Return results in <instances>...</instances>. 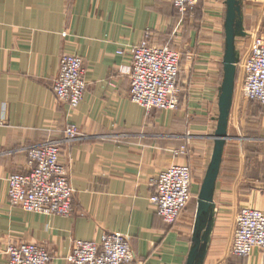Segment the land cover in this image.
<instances>
[{
    "label": "crops",
    "instance_id": "0c3cea01",
    "mask_svg": "<svg viewBox=\"0 0 264 264\" xmlns=\"http://www.w3.org/2000/svg\"><path fill=\"white\" fill-rule=\"evenodd\" d=\"M258 1L241 0L243 23ZM225 9L226 0H203L187 13L172 0H0V264H9L8 245L21 242L46 246L49 264H71L76 240L100 242L106 232L129 237L136 264H188L215 145ZM144 40L181 53L177 109L148 112L130 99L119 67ZM65 53L83 58L87 83L72 113L52 88ZM237 110L256 133L232 139L228 129L200 264H264V249L249 257L230 249L237 210L264 209V104L245 98ZM69 124L80 128L77 138L67 139ZM48 140L60 142L75 189L71 216L9 201V176L28 172V150ZM172 163L190 167L196 202L168 224L151 197L154 179Z\"/></svg>",
    "mask_w": 264,
    "mask_h": 264
},
{
    "label": "built area",
    "instance_id": "2783aa9c",
    "mask_svg": "<svg viewBox=\"0 0 264 264\" xmlns=\"http://www.w3.org/2000/svg\"><path fill=\"white\" fill-rule=\"evenodd\" d=\"M203 0H172L181 13L195 10ZM247 49L237 63L236 87L240 98L264 104V34L252 33ZM132 59L119 71L130 79V99L146 108L174 110L180 104L178 84L181 53L165 44L148 40L130 49ZM120 54L124 50L118 51ZM235 87V88H236ZM53 91L68 106L77 110L87 89L84 60L78 54L65 53L53 83ZM67 139L77 138L76 124L64 130ZM30 169L15 172L8 178L12 206L46 215L71 216L75 212L73 188L67 169L61 162V144L48 140L28 150ZM151 202L168 224H174L192 199V171L188 165L172 163L154 179ZM264 249V209L242 207L235 217L231 252L249 257L254 249ZM9 264H49L48 248L35 242L11 243L7 247ZM71 264H136L129 237L106 232L101 241L76 240L69 256Z\"/></svg>",
    "mask_w": 264,
    "mask_h": 264
},
{
    "label": "water",
    "instance_id": "95a60500",
    "mask_svg": "<svg viewBox=\"0 0 264 264\" xmlns=\"http://www.w3.org/2000/svg\"><path fill=\"white\" fill-rule=\"evenodd\" d=\"M225 34L226 45L224 55V78L220 87L219 115L217 127L213 135L214 150L207 169L198 199V211L194 230V245L190 251L188 264H200L205 253L206 243L211 232V212L213 208V192L220 172L224 147L229 138V123L234 100L237 63L240 52L237 49L238 36H245L241 0H226Z\"/></svg>",
    "mask_w": 264,
    "mask_h": 264
},
{
    "label": "rangeland",
    "instance_id": "374dc122",
    "mask_svg": "<svg viewBox=\"0 0 264 264\" xmlns=\"http://www.w3.org/2000/svg\"><path fill=\"white\" fill-rule=\"evenodd\" d=\"M255 7L253 10L250 11V14L244 18V30L247 32L245 36H238L236 40V45L238 51L241 53L245 50L246 46L249 45L251 41V34L252 33H264V0L258 1L257 3H254ZM226 10V9H225ZM224 19L222 23H225V14L223 15ZM224 23L221 27L220 33L222 40L224 41L226 45V34H225V26ZM238 87V86H237ZM235 88V94H234V103L231 113V124L229 126V132L232 139H244L245 137L252 136V134L256 133L253 132L254 130L248 128V126H243L245 123H247L246 116L243 117L242 112L237 110L238 107H240L241 103L245 100V98H240L238 95V88ZM252 105V104H251ZM258 106V104H255ZM244 123V124H243ZM261 124V123H260ZM191 204L196 202V197L192 196ZM259 209V208H258ZM240 209L237 210V212ZM233 238V237H232ZM231 249V247H230Z\"/></svg>",
    "mask_w": 264,
    "mask_h": 264
}]
</instances>
